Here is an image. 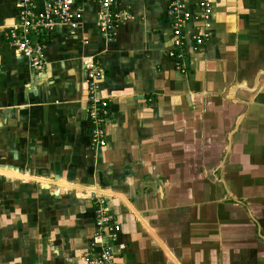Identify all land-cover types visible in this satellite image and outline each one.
Returning a JSON list of instances; mask_svg holds the SVG:
<instances>
[{
	"label": "crops",
	"instance_id": "crops-1",
	"mask_svg": "<svg viewBox=\"0 0 264 264\" xmlns=\"http://www.w3.org/2000/svg\"><path fill=\"white\" fill-rule=\"evenodd\" d=\"M99 1L76 0L79 28L57 26L40 39L46 64L37 72L4 36L16 22L17 0H0V138L14 129L5 148L18 145L17 116L87 122L85 63L93 58L108 103L106 145L77 157L85 180L64 182L97 187L105 198L120 226L114 263L264 264V0H206L207 23L201 0H180L191 15L181 30L184 72L167 55L173 0H113L111 10L128 17L109 43L98 29ZM197 30L208 37L193 51L189 37ZM69 127L71 148L91 149H83L90 129ZM76 197L64 209L72 245L80 247L75 257L94 232L92 200Z\"/></svg>",
	"mask_w": 264,
	"mask_h": 264
},
{
	"label": "rangeland",
	"instance_id": "rangeland-1",
	"mask_svg": "<svg viewBox=\"0 0 264 264\" xmlns=\"http://www.w3.org/2000/svg\"><path fill=\"white\" fill-rule=\"evenodd\" d=\"M112 37L113 34L106 38L103 36L107 43L111 42ZM85 111L87 122L82 121L83 116L80 118H76V116H36L35 120L32 116L15 117L14 119L17 121L14 122L15 137H17L18 145H15L14 151L8 147L5 148V143L9 142L12 134L9 135V132H14V129H11L13 126L5 131V138H0V166L23 171L26 173L24 175L28 174L27 176L30 177L21 178V180L15 178V180L9 181L0 178V258L2 256L5 258V264H79L82 262L81 257L84 256V252L93 250L90 249L93 241L91 236L88 243L89 249L81 251L75 257L74 251L80 247L72 245V241L75 239L71 238L70 223L67 225L65 223L68 220L69 211L66 213L64 210L70 208L69 205L76 196V198L92 200L93 193L87 189L90 187L82 189L64 181H72L77 184L76 180H85L82 178L83 170L81 171L79 167L77 157L83 155L85 159H89L94 154L93 148L102 149L106 145V142L102 146L92 145L88 107ZM105 122L106 120L104 124ZM69 124L80 126L83 131H86L87 127L90 129L85 132L87 136L83 139V149L87 145L91 149L78 153L75 144H73L75 149L71 148L72 139L75 138L71 139V136L67 135L68 128H71ZM1 139H3V143H1ZM48 139L53 140L51 143L53 145L50 148H45L43 146L48 145ZM76 139L79 138L76 137ZM103 139L105 140L104 137ZM83 162L87 164L84 160ZM86 174L87 172H85L84 178L87 177ZM89 174H94V172L91 171ZM93 177L90 175L89 180L91 181ZM6 178L9 177L6 176ZM60 182L70 186L62 187ZM92 189H96L92 191L99 195L97 187ZM63 235H66L67 238L64 243L70 242L69 244L73 248L63 243ZM85 241L86 239L83 242L85 243ZM29 246L30 248H28ZM8 254L13 255V259H10ZM22 256L26 259L20 263ZM65 258H67V262Z\"/></svg>",
	"mask_w": 264,
	"mask_h": 264
},
{
	"label": "built area",
	"instance_id": "built-area-1",
	"mask_svg": "<svg viewBox=\"0 0 264 264\" xmlns=\"http://www.w3.org/2000/svg\"><path fill=\"white\" fill-rule=\"evenodd\" d=\"M76 0H17L16 22L6 28L4 36L16 53L25 58L27 66L34 71L41 72L45 68L43 45L40 39L46 36L57 26L72 30L78 29L82 14L80 9L74 8ZM113 0H100L98 15V29L105 38L112 36L115 25L128 15L123 12L111 10ZM200 17L206 20L211 13V6L206 0L199 3ZM167 16L172 25V48L167 51L169 58L175 60V69L184 72L185 37L182 27L191 18L188 11L184 10L180 0H173L167 7ZM204 21V20H203ZM208 35L197 30L189 37L191 49L198 51L204 44ZM188 39V41H189ZM86 96L90 116V129L92 145H104V121L108 114V103L99 95V81L103 73L96 60L91 58L86 63ZM92 196V215L94 221L93 241L88 252H84L82 262L79 264H115L113 261L111 244L120 232V226L115 221L105 198L102 195ZM92 195V194H91Z\"/></svg>",
	"mask_w": 264,
	"mask_h": 264
},
{
	"label": "bare ground",
	"instance_id": "bare-ground-1",
	"mask_svg": "<svg viewBox=\"0 0 264 264\" xmlns=\"http://www.w3.org/2000/svg\"><path fill=\"white\" fill-rule=\"evenodd\" d=\"M0 174L1 175H3V176H7V177H9V178H16V179H20L21 180V178H23V179H27V178H30L29 176H27V175H21V174H17V173H14V172H8V171H2V170H0ZM32 178V177H31ZM43 181H44V179H42ZM56 184H58V183H56ZM60 185L62 186V187H65V186H70V185H68V184H66V183H61L60 182ZM73 186V185H72ZM71 186V187H72ZM76 187V186H75ZM88 189V191H92V190H95V189H92V188H87ZM108 194V193H107Z\"/></svg>",
	"mask_w": 264,
	"mask_h": 264
}]
</instances>
